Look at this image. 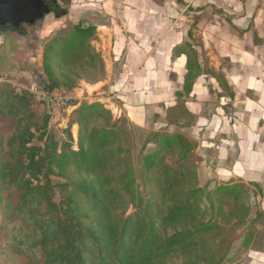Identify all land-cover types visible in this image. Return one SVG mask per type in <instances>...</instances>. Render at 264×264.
I'll return each instance as SVG.
<instances>
[{
  "label": "rangeland",
  "instance_id": "374dc122",
  "mask_svg": "<svg viewBox=\"0 0 264 264\" xmlns=\"http://www.w3.org/2000/svg\"><path fill=\"white\" fill-rule=\"evenodd\" d=\"M49 2L51 7L59 10V14L50 12L40 24L0 26V264H64L61 262L62 256L51 253L50 248L57 231L56 219L51 215L54 206L63 219L69 212L70 205H73L75 210L73 216L80 217L87 226L91 225L93 229L98 230L100 225H106L108 223L106 217L92 199V195L83 194L79 192L80 189L94 185L96 177L110 178L113 179L110 189L114 193H119L120 188L116 179L122 168L117 166L118 158L126 159L128 164L135 165L136 169L142 168L144 158L158 149L154 141L156 135L164 136L171 134L172 131L178 136L185 135L193 149L190 161L197 167L200 186L214 191L220 185L216 170L223 155L219 151H210L202 147L203 131L200 129L203 126L190 129L187 124H183L174 130L171 127L164 130L154 126L136 127L125 116H117L109 110L107 104L99 102L100 97L94 95L91 86L102 81L105 76V69L97 55L93 63H89L91 57L89 52L73 60L62 58L56 48L49 56L45 55L48 45L72 31L79 23L85 27L94 26L98 30L97 25L107 22L110 18L111 7L107 6L109 1H103L105 5L102 7L98 4L101 3L99 1L49 0ZM165 11H167L165 15L175 13L191 17L192 22L188 25L190 38L185 42L184 50L197 51L196 57L203 69L209 68L210 62L203 52V44L198 34L201 30L198 28L199 19L210 13L231 17L232 15L216 8L209 11L205 7L189 9L188 2L182 0L177 1L176 5L169 6ZM62 17H65V20L53 26L54 32L48 35V38L40 39L42 33L47 31L46 27ZM194 35L197 37L194 38ZM106 89L109 87H105ZM35 92L46 94L47 98L44 99ZM94 103L103 104L113 115L112 123L117 122L114 134L109 137L99 136L105 144L101 146V156L107 157L99 169L91 165L86 154L75 156L71 153L80 150V131L86 145L93 129L107 128L106 116L96 112L92 117L76 113L80 107ZM175 116L177 121L181 119V116ZM76 118H80L82 122L81 130L78 123H73ZM180 132L184 135L178 134ZM30 147L41 148L40 158L37 160L46 159L45 168L42 173L35 174V178L31 174L36 172L27 168ZM118 147L122 151L111 159L110 154ZM53 151L54 156L51 157L50 153ZM161 155V159L164 160L162 163L174 167L181 163L176 160V150H165ZM150 174L153 178L166 182V176L162 172L154 171ZM135 175L141 174L136 172ZM245 186L252 192L251 203L254 206L253 215L244 220L247 221L246 226L236 225L238 218H235L230 203L223 204V215L217 220L222 225L223 234L230 237L229 241H237V236L241 233L253 231L254 242L251 248L253 246L258 249L264 248L262 230L264 213L259 211L260 204L254 198L253 186ZM257 189L259 192L260 188ZM27 191H30V195L25 197ZM141 191L146 200L156 198L165 202L166 206L170 204L172 195L162 194V189L153 184H150L148 189L143 187ZM115 195L106 201L112 224L120 223L124 216L135 213L132 205L128 204V197L121 200L119 198L121 195L117 198ZM91 202L93 203L90 204ZM218 241L220 237L197 241L201 248H205V252L201 250L200 255L208 259V263L203 264H212L210 258L212 251L209 249H214ZM202 242L209 244L206 246ZM238 244L236 243V246ZM225 252L221 253L224 259L227 255ZM247 252L242 250L235 255L232 252V258L223 259L221 264H250L251 260L246 257ZM193 257L191 253L178 251L167 264H184L189 258L194 259Z\"/></svg>",
  "mask_w": 264,
  "mask_h": 264
},
{
  "label": "crops",
  "instance_id": "0c3cea01",
  "mask_svg": "<svg viewBox=\"0 0 264 264\" xmlns=\"http://www.w3.org/2000/svg\"><path fill=\"white\" fill-rule=\"evenodd\" d=\"M72 1H99L100 7L109 1L111 7L92 42L105 66L103 80L91 86L98 101L139 128L203 126L202 147L223 155L216 170L219 186L252 185L264 213V0H182L189 9L216 8L232 15L199 19L210 62L199 76L189 72L184 50L191 17L165 15L181 0ZM63 20L46 27L40 39ZM246 257L250 264H264V248L253 246Z\"/></svg>",
  "mask_w": 264,
  "mask_h": 264
},
{
  "label": "trees",
  "instance_id": "16d2710c",
  "mask_svg": "<svg viewBox=\"0 0 264 264\" xmlns=\"http://www.w3.org/2000/svg\"><path fill=\"white\" fill-rule=\"evenodd\" d=\"M51 12L59 14V10L56 8ZM96 30L94 26L85 27L79 24L72 31L48 45L45 55L49 56L50 52L56 48L62 58L73 60L89 52L91 53L89 63H93L97 55L105 69L101 55L95 52L92 47V42L96 40L97 36ZM185 55L189 58V72L193 76H199L204 69L196 57L197 51H186ZM77 112L86 117H92L96 112L108 118L107 128L93 129L86 145L83 143L80 131V150L71 152L75 156L87 155L91 165L99 169L107 159L106 156H101V146L105 144L99 139V136L109 137L114 134L117 122L112 123V113L105 109L101 103L80 107ZM73 123H78L81 130L80 118L73 120ZM155 137L154 141L158 149L152 155L144 158L142 168L136 169V166L128 164L126 159L118 158L117 166L122 168L121 174L116 179L120 194L114 193L110 189L113 182V179L110 178L96 177L94 185L84 186L80 189L79 192L92 195V199L96 201L106 217L108 222L106 225H100L98 230L93 229L91 225L87 226L80 217L73 216L75 211L73 205H70L69 212L63 219L59 215L57 207L54 206L51 215L56 219L57 231L50 248L51 253L62 256V263L167 264L175 253L181 251L194 255V259L189 258L184 264H203L204 262L208 263V259H204L200 255L201 250L203 253L205 252V248H201L197 241L215 237H220V241L215 244L214 249H209L212 251L210 256L212 264H221L224 259L221 253L225 251L227 255L224 260H230L232 252L235 255L242 250L249 251L251 249L254 242L253 231L241 233L240 236H237V241H229L230 237L223 234L222 225L217 218L223 215V204L230 203L235 218H238L236 225L244 224L246 226L247 221L244 220L250 218L254 211V206L251 203L252 192L244 184L219 186L214 191L202 188L198 181L197 167L190 161L193 149L188 139L184 136L171 134L156 135ZM165 150H176V160L181 163L175 167L162 163L164 160L161 159V154ZM40 151V147L28 148L29 165L27 168L36 172L31 174L34 178L35 174L42 173L45 168L46 159L37 160L40 158ZM121 151L122 149L118 147L110 154V158L113 159ZM50 156H54V151L52 154L50 153ZM135 171L141 175H135ZM154 171L162 172L166 176V182L163 183L159 179L153 178L150 173ZM45 176L47 175L45 174ZM149 183L162 189V194L172 195L168 206L160 199L146 200L144 198L141 189L143 187L148 189ZM49 188L51 190V187ZM29 195L30 191H27L25 197ZM114 195L116 198L121 195L119 197L121 200L128 197V204H131L135 210V213L127 217L124 216L117 224L111 223L110 212L106 204L107 199H111ZM68 200L71 201L70 198ZM204 243L206 246L209 244L202 242V244ZM236 243L239 244L236 246ZM233 247L234 251H232Z\"/></svg>",
  "mask_w": 264,
  "mask_h": 264
},
{
  "label": "water",
  "instance_id": "95a60500",
  "mask_svg": "<svg viewBox=\"0 0 264 264\" xmlns=\"http://www.w3.org/2000/svg\"><path fill=\"white\" fill-rule=\"evenodd\" d=\"M42 4L41 0H0V26L34 25L51 12Z\"/></svg>",
  "mask_w": 264,
  "mask_h": 264
},
{
  "label": "flooded vegetation",
  "instance_id": "af4514ba",
  "mask_svg": "<svg viewBox=\"0 0 264 264\" xmlns=\"http://www.w3.org/2000/svg\"><path fill=\"white\" fill-rule=\"evenodd\" d=\"M41 2L43 3L42 6L46 8V10L52 11L54 8L51 7V4L49 2V0H41ZM45 5V6H44ZM50 14V13H49ZM34 15V14H33ZM7 26V25H6ZM11 26V25H8ZM22 26V25H21Z\"/></svg>",
  "mask_w": 264,
  "mask_h": 264
},
{
  "label": "built area",
  "instance_id": "2783aa9c",
  "mask_svg": "<svg viewBox=\"0 0 264 264\" xmlns=\"http://www.w3.org/2000/svg\"><path fill=\"white\" fill-rule=\"evenodd\" d=\"M35 94L38 95V96H42L44 99L47 98V95L46 94L39 93V92H35Z\"/></svg>",
  "mask_w": 264,
  "mask_h": 264
}]
</instances>
